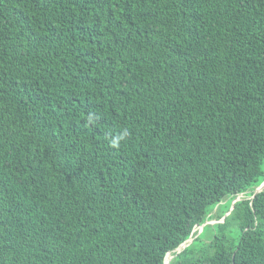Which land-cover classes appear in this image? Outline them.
Returning a JSON list of instances; mask_svg holds the SVG:
<instances>
[{
	"label": "trees",
	"instance_id": "trees-1",
	"mask_svg": "<svg viewBox=\"0 0 264 264\" xmlns=\"http://www.w3.org/2000/svg\"><path fill=\"white\" fill-rule=\"evenodd\" d=\"M263 183L264 0H0V264H264Z\"/></svg>",
	"mask_w": 264,
	"mask_h": 264
},
{
	"label": "water",
	"instance_id": "water-1",
	"mask_svg": "<svg viewBox=\"0 0 264 264\" xmlns=\"http://www.w3.org/2000/svg\"><path fill=\"white\" fill-rule=\"evenodd\" d=\"M264 187V183L260 186V188L259 189H257V190H260V189H262ZM202 227V226H201ZM192 241V238H190V239H188L185 243H183L180 247H178L177 249H176V252L178 253V252H180L183 248H185L190 242ZM169 253H171V252H169ZM168 253V254H169ZM168 254H167V256H168ZM166 256V257H167Z\"/></svg>",
	"mask_w": 264,
	"mask_h": 264
},
{
	"label": "rangeland",
	"instance_id": "rangeland-1",
	"mask_svg": "<svg viewBox=\"0 0 264 264\" xmlns=\"http://www.w3.org/2000/svg\"><path fill=\"white\" fill-rule=\"evenodd\" d=\"M200 229V228H199ZM207 232H208V228L205 229V232L203 234V237H206L207 236ZM171 254V253H170ZM172 257V254L170 255V258ZM171 260V259H170ZM170 262V261H169Z\"/></svg>",
	"mask_w": 264,
	"mask_h": 264
},
{
	"label": "bare ground",
	"instance_id": "bare-ground-1",
	"mask_svg": "<svg viewBox=\"0 0 264 264\" xmlns=\"http://www.w3.org/2000/svg\"><path fill=\"white\" fill-rule=\"evenodd\" d=\"M171 259V258H170ZM170 259H169V261H170ZM169 261H168V263L167 264H169Z\"/></svg>",
	"mask_w": 264,
	"mask_h": 264
},
{
	"label": "clouds",
	"instance_id": "clouds-1",
	"mask_svg": "<svg viewBox=\"0 0 264 264\" xmlns=\"http://www.w3.org/2000/svg\"><path fill=\"white\" fill-rule=\"evenodd\" d=\"M115 146V145H114Z\"/></svg>",
	"mask_w": 264,
	"mask_h": 264
}]
</instances>
